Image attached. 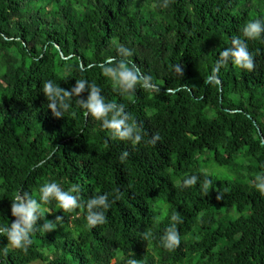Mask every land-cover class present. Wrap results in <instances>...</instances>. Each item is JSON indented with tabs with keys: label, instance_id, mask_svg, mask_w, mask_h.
<instances>
[{
	"label": "trees",
	"instance_id": "1",
	"mask_svg": "<svg viewBox=\"0 0 264 264\" xmlns=\"http://www.w3.org/2000/svg\"><path fill=\"white\" fill-rule=\"evenodd\" d=\"M164 3L0 0V223L14 222L18 191L38 198L45 182L78 185L82 201L120 190L96 228L84 208L46 205L50 214L37 226L59 218L56 229L35 232L26 253L10 248L6 264H264V194L250 183L264 173V40L247 41L252 71L229 64L212 79L242 26L264 20V0ZM121 46L133 51L150 87L121 95L103 77ZM82 79L125 107L142 129L140 144L112 139L75 98L63 118L53 116L44 83L71 90ZM205 152L235 178L206 174ZM193 175L197 184L183 187ZM177 213L181 244L164 249L159 237ZM148 231L153 238L144 240ZM6 245L0 238V249Z\"/></svg>",
	"mask_w": 264,
	"mask_h": 264
},
{
	"label": "clouds",
	"instance_id": "2",
	"mask_svg": "<svg viewBox=\"0 0 264 264\" xmlns=\"http://www.w3.org/2000/svg\"><path fill=\"white\" fill-rule=\"evenodd\" d=\"M167 7V0L163 5ZM264 40V20H253L242 26L240 35L234 36L231 46L222 50L217 58L215 75L212 79H217L220 69L234 65L237 69L252 71L255 67L253 54L249 51L247 41ZM119 60L109 57L102 65V75L110 80L115 89L121 94L134 93L137 86L150 87V77L145 76L141 68L130 59L134 53L131 49L121 46L118 49ZM87 91L86 99H78L82 93ZM42 94L47 101V109L54 117L63 118L75 105L83 110L85 117H91L101 122L102 130L110 133L114 140L130 142L138 145L143 140L142 129L137 123L132 121L125 107L121 104L106 102L102 95V90L95 83L89 84L87 80H79L71 90L62 89L57 83L49 80L44 83ZM160 139L159 135L152 137L151 142L155 144ZM129 153H122L121 162L127 159ZM197 176L186 177L182 181L185 188L195 186L198 181ZM210 184L211 181H206ZM251 185L261 194H264V173L257 174ZM81 189L78 185H73L70 189L64 190L57 182H45L37 191L38 198H34L31 193L18 191L11 201V216L15 218L11 224L0 223V238L6 239L7 245L0 249V264H6L4 257H7L9 249L22 250L25 253L32 242V235L37 231L45 233L56 229L55 223L46 221L38 227L37 222L44 220L50 214V208L45 207L55 202L56 207L62 212H72L75 209H86V222L89 228H96L107 223L105 212L115 203L120 192L113 194L115 198L110 199L109 194L94 196L87 201H82L79 195ZM43 218V219H42ZM183 223L177 213L171 217V224L159 237V244L162 248L175 250L181 244V235L177 225ZM144 240L153 238L151 231L142 234ZM127 264H139L133 258L128 259Z\"/></svg>",
	"mask_w": 264,
	"mask_h": 264
},
{
	"label": "rangeland",
	"instance_id": "3",
	"mask_svg": "<svg viewBox=\"0 0 264 264\" xmlns=\"http://www.w3.org/2000/svg\"><path fill=\"white\" fill-rule=\"evenodd\" d=\"M210 158V154L205 152L199 161V166L200 168L208 175L213 176L216 180H221L223 178L226 179H231V178H235L232 169H228V168H224V167H219L217 166L213 160L209 159L208 161H206V159ZM206 158V159H205ZM248 214H243V216H246ZM230 218H235L236 215L234 214V212H232L229 215Z\"/></svg>",
	"mask_w": 264,
	"mask_h": 264
}]
</instances>
